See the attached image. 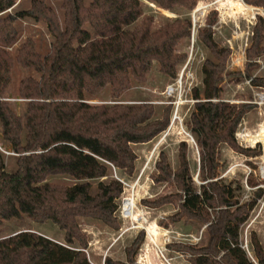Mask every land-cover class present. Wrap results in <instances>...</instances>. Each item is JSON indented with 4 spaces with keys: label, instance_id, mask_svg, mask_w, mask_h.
<instances>
[{
    "label": "trees",
    "instance_id": "1",
    "mask_svg": "<svg viewBox=\"0 0 264 264\" xmlns=\"http://www.w3.org/2000/svg\"><path fill=\"white\" fill-rule=\"evenodd\" d=\"M17 0H0V99L10 81L13 61L31 68L38 78L19 81L18 96L25 102L23 117L6 102L0 101V139L8 150L18 154L16 170L7 172L0 155V225L3 221L27 216L34 223L50 222L63 232V243L32 231L0 237V264H90L83 250L86 237L79 228V218L101 222L118 229L115 216L121 184L107 177L110 168L126 179L135 173L136 154L131 145L145 144L161 134L169 123L170 106L155 118L154 107L142 105L89 104L108 89L109 98L119 101L134 84L143 85L150 67H157L165 78L173 80L186 53L178 46L189 39V18L168 21L153 27V16L144 14L147 2L157 9L192 12L206 0H60L62 27L54 11L34 0L27 10L3 15ZM264 8V0H242ZM210 12L198 37L210 57L200 66V88L196 99H226L224 85L249 79L251 67L245 65L244 77L227 69L229 50L215 42L210 28L215 22ZM30 19L46 26L52 41L45 56L38 54L26 39L15 57L6 50L17 38V19ZM264 54V20L256 17L248 61ZM253 87L264 88V76L253 77ZM251 105L225 102H198L187 121V128L199 152L200 185L196 188L186 159V144L178 147V166L172 169L164 153L155 165L156 183L174 186L178 193L145 202L161 207L178 202L175 213L158 222L166 228L182 220L207 224V208L219 207L215 222L207 226V241L197 249L170 245L169 249L191 253V264H254L241 248L240 227L247 220L264 189L256 188L247 203L238 204L243 191L240 183H224L219 178V148L226 144L236 153L251 158L260 150L244 149L234 139L236 127ZM109 164V165H108ZM50 176H68L77 181L71 186L47 183ZM251 174L246 185L254 188ZM214 220V219H213ZM143 242L138 233L126 248L125 261L105 258L103 264H133ZM77 244L79 248H75ZM249 244L255 264H264V253L254 233ZM127 262V263H126Z\"/></svg>",
    "mask_w": 264,
    "mask_h": 264
},
{
    "label": "rangeland",
    "instance_id": "2",
    "mask_svg": "<svg viewBox=\"0 0 264 264\" xmlns=\"http://www.w3.org/2000/svg\"><path fill=\"white\" fill-rule=\"evenodd\" d=\"M33 1L34 0H17L14 6L11 9L7 10L3 15L14 16L15 11L27 10L30 8ZM37 1L42 2L46 6H49L54 11L58 19V25L59 27H62L63 10L61 8L60 0ZM213 2H215L214 9L210 10L209 13L214 11V24L218 22L221 25L219 31H213L211 29L215 42L219 45V47L223 48H225L227 42L226 40L234 44L236 42V36L234 33L237 32V35L238 37H240L242 44L245 45L246 51V49L250 45L252 29L256 22V17H260L262 18V20H264V12L261 13V11L257 10H247L246 7L242 5V3H245L243 1L241 3L239 0H206L200 1L197 5H203ZM245 5L248 7H254L247 4ZM142 6L145 15L153 16L154 28L168 21H171L176 17H179L180 19H184L187 17L191 21V12L185 14L180 9H175L168 12L157 9L147 2L143 3ZM215 9H217L218 12L215 11ZM196 16H198L197 19L199 24L203 22V26L198 29L201 30L205 27L204 22L206 20V16L204 18L200 14V12L195 13V17ZM14 26L17 31L16 41L11 46L6 47V50L12 57L16 56L18 49L22 46L26 39H30L33 42L34 48L38 54H40L41 56H45L48 54L52 37L44 24L23 18L15 20ZM216 26H218V24ZM188 44L189 39H184L178 46V52L187 54ZM194 50L196 51V54L193 60V66H195V68L197 67L196 72L199 81L201 80V74L199 70L200 66L206 58L210 57V55L200 41L198 32L196 34ZM248 62L256 65L254 67H251L250 69V78L264 76V54ZM230 63L231 58L229 55L227 60V69L229 71L239 72L242 74V72L238 68H234V66H231ZM247 63L242 66L243 77L245 65ZM180 66L178 67V69L180 68ZM26 77L37 79L38 75L33 71V69L24 68L14 60L11 71V81L1 99H20L17 92V86L19 81ZM172 81L173 80L171 79L163 77L158 72L157 67L151 66L148 81L145 84L139 86L134 84V86L128 92L124 93L119 98V101H113V99L109 98V92L106 88L101 96L86 102L89 104H105L111 107L120 104H148L154 107L155 118H157L160 116L162 108L165 107L163 104H161V102L165 100L162 92L165 86ZM198 88H200V85L198 86ZM223 97H226L228 100L241 101L243 103L252 101L251 90L246 85L240 83L235 84V86L233 84L224 85ZM26 101L27 100H12L8 102H2H6L7 104H9V106L17 115L23 117ZM192 110L193 108L189 106H183L180 111L183 128L188 132L190 131L187 128V121L189 119V113H191ZM242 119L244 121L245 128L250 133L253 134L261 132L259 137L264 138V107H262V111L259 112L254 109L253 105H251ZM161 139L162 133L148 143L131 145L132 150L137 156V159L135 161V173L131 178L126 179L120 173L116 174L113 168H111V166L108 164V167L110 168L108 176L101 177L98 180L103 182H107L109 178L116 180L114 178L115 174L119 179L124 180L127 183L132 182L133 184L134 180L139 176V173L142 171L143 167L146 166L143 174H141L139 183L133 186V190L127 188L118 199V204L120 203L121 199L130 197L131 194H133L134 204H136V207L138 209L140 208V206H142L145 217H147L149 221H155L158 227L164 228L163 226L159 225L158 222L161 220L165 221L166 217L175 213L178 208V202L175 201L174 204H167L161 207H152L146 203H143V201L151 202L160 197L167 196L172 193H178L172 184L165 182L156 183L152 180L153 177L158 173L155 165L159 160V154L164 153L171 168L176 169V167L178 166V161L176 158L178 147L181 142H185V155L189 165L190 175L196 188L199 187L200 181L198 178L199 152L196 144L194 145L193 143L189 142L188 139L180 134L178 127H173L169 134L165 137V139ZM0 146L4 149L8 148V146L4 144L1 139ZM0 155L3 158L5 170L7 172H14L16 170V157H7L2 154ZM219 163V178L222 179L225 184L235 181L237 183H240L243 187V191L238 196L239 205L247 203V201L252 198L255 190L254 188L251 189L250 187H248L249 189H247L245 186L247 170L243 165L251 169L250 177L252 178V181L255 183V185L264 184V180H261L258 175V166H264V159L245 157L233 151L226 144H223L219 148ZM152 166L154 168H152ZM46 182L56 185L71 186L77 181L68 176H50L46 179ZM138 199L140 206L137 205ZM261 199H264V196H262ZM258 207L259 205H256L255 208L249 213L247 220L240 227L239 231L241 247L246 253L248 259L254 264V252L249 244L251 233H254L256 235V239L261 247L262 253H264V213H261L260 216L254 220V216L257 213ZM208 209L209 208L206 209V215L209 218V222L213 221L214 223L216 213L220 210V208H210V212L208 211ZM115 216L118 222V229H111L109 227H106L99 221L79 218V228L81 233L86 237L87 242L85 255L90 264H103L105 258L114 261L126 260V248L134 239L135 234L129 235L128 233H126L121 238H118L121 230L125 227V221L119 218L117 214H115ZM212 217L214 220L212 219ZM203 225L205 224H200L193 220H182L175 224H169L165 229L168 230L169 234L173 237L172 245H184L197 249L199 247H202L206 243L207 229H205L204 231L203 239L197 244H194L191 241L190 236H197ZM23 231H32L37 234H41L54 242H58L60 244L63 243V232L50 222L38 224L34 223L27 216H23L20 219L3 221L0 225V237H8L10 235ZM244 231H246V237H244ZM74 246L75 248H79L77 244H74ZM166 255L167 257L172 258L173 264H191L189 262L192 257L190 252H185L182 254L181 252L170 249V251H168Z\"/></svg>",
    "mask_w": 264,
    "mask_h": 264
},
{
    "label": "built area",
    "instance_id": "3",
    "mask_svg": "<svg viewBox=\"0 0 264 264\" xmlns=\"http://www.w3.org/2000/svg\"><path fill=\"white\" fill-rule=\"evenodd\" d=\"M242 3V0H240ZM215 2L207 3L203 5H197L195 9L191 12L192 17L190 21V35H189V44H188V53L186 55V59L180 68L177 71L176 77L173 81L167 84L162 92L163 97L165 98L164 101L161 102L164 106H170L171 111L169 115V123L166 129L162 132V139L164 140L165 137L169 134L173 127L179 128V133L182 134L189 142L195 145V141L190 134V132L186 131L182 125V117H181V109L183 106H189L193 108V106L198 102L204 101H211V102H225L228 104H241V101H234L226 99H196L193 97L194 89L198 88L200 85V80L198 81L197 78V67L193 66V60L196 54L194 50V44L196 41V34L198 29L203 26L202 23H198V16L195 17V13L200 12V14L205 18L209 14V11L214 9ZM244 7L249 8V10H257L264 12V8L259 7H248L242 3ZM248 10V9H247ZM215 11L218 12L217 9ZM253 15V14H252ZM219 17V14H218ZM221 18V17H220ZM206 19V18H205ZM220 22V19H219ZM218 24V26H216ZM204 26L205 22H204ZM210 28L214 31H219L221 25L217 22L210 26ZM235 34L236 42L232 44L230 41L226 40L225 48L229 50V55L231 58V66L234 68H238L243 75L242 66L247 63V59L244 55L245 53V45L242 44L240 37H238L237 32ZM239 38V39H238ZM238 39V40H237ZM240 40V42H239ZM228 68V64H227ZM200 70V69H199ZM251 78L244 80L240 84L246 85L252 93V101L247 102L246 104L253 105L256 111L261 112L262 107H264V88L260 87H253L250 83ZM22 101L20 99H0V101ZM190 115V113H189ZM261 132L257 133H250L246 128L243 119L240 120L238 123L235 133L234 139L238 146L244 149H256L260 148L261 152L258 156L253 158L257 159H264V138L259 137ZM0 154L7 156V157H17L18 154L14 153L11 150L4 149L0 146ZM246 170V178L251 174V169L245 165H243ZM146 166L143 167L142 171L139 173V176L132 182L127 183L124 180L119 179L115 174L114 178L118 181L122 186V193L127 188L133 190V186L139 183L141 174H143L144 169ZM152 168H154L152 166ZM258 175L261 180H264V166H258ZM245 186L247 189L248 186ZM264 189V184L257 185L254 187ZM253 189V188H251ZM133 194L130 197H126L121 199L120 203L117 206L116 214L119 218L125 221V227L121 230L119 237L121 238L124 234L128 233L129 235H134V237L142 232L143 233V242L138 249L137 255L135 257V261L133 264H173L172 258L167 257L166 253L170 251L169 246L173 243V237L169 234L168 230L165 228L158 227L155 221H149L147 217H145L142 206L139 205V199L137 205L140 206L138 209L136 204L133 201ZM262 198V197H261ZM259 198L256 201L255 206L259 205L257 209V213L254 216V220L257 219L261 213H264V199ZM253 207V209L255 208ZM252 209V210H253ZM251 210V211H252ZM210 212V210L208 209ZM213 219V217H212ZM253 220V221H254ZM210 224V223H208ZM208 224L203 225L197 236H190L191 241L194 244L199 243L203 239V234L205 229L207 228ZM244 237H246V231H244ZM242 248V247H241ZM86 254V250H83Z\"/></svg>",
    "mask_w": 264,
    "mask_h": 264
},
{
    "label": "bare ground",
    "instance_id": "4",
    "mask_svg": "<svg viewBox=\"0 0 264 264\" xmlns=\"http://www.w3.org/2000/svg\"><path fill=\"white\" fill-rule=\"evenodd\" d=\"M240 1V0H239ZM247 9H249V8H247Z\"/></svg>",
    "mask_w": 264,
    "mask_h": 264
}]
</instances>
